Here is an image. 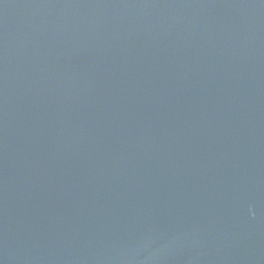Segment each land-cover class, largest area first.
Returning a JSON list of instances; mask_svg holds the SVG:
<instances>
[{
  "label": "water",
  "instance_id": "95a60500",
  "mask_svg": "<svg viewBox=\"0 0 264 264\" xmlns=\"http://www.w3.org/2000/svg\"><path fill=\"white\" fill-rule=\"evenodd\" d=\"M0 264H264V0H0Z\"/></svg>",
  "mask_w": 264,
  "mask_h": 264
}]
</instances>
